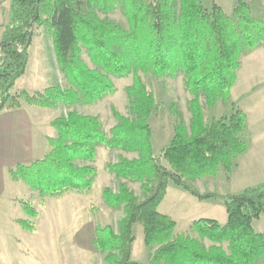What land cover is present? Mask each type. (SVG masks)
Masks as SVG:
<instances>
[{"label":"trees","instance_id":"1","mask_svg":"<svg viewBox=\"0 0 264 264\" xmlns=\"http://www.w3.org/2000/svg\"><path fill=\"white\" fill-rule=\"evenodd\" d=\"M9 23L0 42V116L24 106L56 109L89 106L115 92L110 77L134 76L128 89L134 120L116 114L119 124L109 134L95 117L75 112L54 121L55 137L48 138L50 151L43 160L9 170L14 182L26 184L41 198L92 192L97 170L98 148L138 153L133 161L107 164L109 173L122 180L141 183L145 197L137 201L122 184L115 194L106 189L103 200L112 209L125 206L120 234L113 228L98 230L95 245L108 253L111 264H142L132 261L135 226L141 224L144 244L152 251L148 264H264V233L254 223L264 217V185L236 194H201L191 181L218 176L220 167L230 173L249 149L244 138L248 116L235 104L231 113L207 124L201 103L208 108L228 103L243 68V57L264 47V22L252 16L249 5L240 1L234 18L213 4L211 12L201 0H10ZM96 10L109 14L120 11L130 32L101 20ZM53 42L57 65L70 89L51 87L30 95L14 93L26 73L33 28L42 14ZM87 56L95 67L91 70ZM140 74L155 79L185 78L193 96L189 110L190 130L173 111L176 127L173 138L161 155H156L149 124L156 110L154 94ZM84 165L78 167L76 164ZM172 183L201 202H223L227 222L201 219L192 229L200 240L178 234L177 223L159 211ZM30 218L37 213L26 207ZM23 228L30 230L28 223ZM31 231V230H30ZM33 231V230H32Z\"/></svg>","mask_w":264,"mask_h":264},{"label":"rangeland","instance_id":"2","mask_svg":"<svg viewBox=\"0 0 264 264\" xmlns=\"http://www.w3.org/2000/svg\"><path fill=\"white\" fill-rule=\"evenodd\" d=\"M147 1L152 2L153 0ZM201 1L208 12H211L213 4H217L227 16L233 18L237 4L243 1L249 5L252 16L264 22V0ZM10 5V0H0L2 11L5 16L8 15V23ZM96 15L99 19L112 22L126 32H130L128 20L120 11L105 14L96 10ZM47 20L48 17L43 13L41 20L33 28L34 37L28 67L24 76L18 81L14 93L27 92L30 95H36L51 87H61L63 90H68L71 87L58 68ZM7 24L3 27L5 28ZM84 60L91 70L95 69L87 56H84ZM262 60H264L262 45L244 55L242 62L243 67L245 64V69L242 71V68L238 73V77L239 75L241 77V86L252 85L254 77L260 78V75H264ZM140 76L156 99V110L152 114L149 124L153 130L154 152L156 155H161L163 149L170 144L176 127V119L171 114L172 108L173 111L175 110L181 115L182 122L190 130L192 115L189 105L193 96L186 89L185 78L182 75L166 79H155L145 74H140ZM110 80L115 88L114 94L96 104L76 105L72 108L60 105L56 109H46L52 111L51 114L48 112V116L44 119L47 125L52 121L51 136L57 135L53 128L54 121L61 117H67L72 112L84 117L99 119L109 136H111L110 131L119 124L116 114L133 121L134 116L131 112L128 89L133 86L134 76L122 79L111 76ZM244 93L243 96H240L236 92L228 103L218 102L212 108L206 106L202 97L201 103L206 123L210 124L214 120L229 115L232 104L238 106L239 109L242 106L248 110L251 121L264 117L262 112V110L264 111V89L261 95L262 99L257 95L256 105L253 104L254 96L246 94V89ZM245 136L249 137L248 132ZM138 158V153L98 148L96 162L91 165L97 170V178L92 192L86 196L75 194L43 199L38 193L29 192L31 190L23 183H18L14 188L8 186L7 193L0 199V264H111L108 260V253L100 252L95 245L97 232L100 229L111 227L115 234L119 235L122 221L125 218V206L121 205L117 209L110 208L103 200V193L106 189H110L115 194H119L121 186L124 184L135 199L141 201L145 197V191L141 183H129L119 179L109 173L106 166ZM76 165L81 167L84 164L78 162ZM253 168L258 169L256 175L249 174L248 167H242L232 175L235 168L228 173L223 167H220L218 176H206L200 180L191 181V184L201 194L240 193L264 182V162L256 161ZM8 195L12 196L11 200L7 197ZM26 207L32 208L37 213V217L30 218L25 211ZM159 211L170 216L177 223L176 232L178 234L198 239L206 247H210L212 244L208 240L200 238L197 232L192 229L193 224L201 219L216 220L219 223L225 222L227 219L223 202L217 203L215 200L201 202L172 183L168 186ZM25 222L31 226V231L23 228L21 224ZM254 228L256 232H264V217L254 223ZM135 236L131 259L148 264L152 251L144 244V232L141 224L135 226Z\"/></svg>","mask_w":264,"mask_h":264},{"label":"crops","instance_id":"3","mask_svg":"<svg viewBox=\"0 0 264 264\" xmlns=\"http://www.w3.org/2000/svg\"><path fill=\"white\" fill-rule=\"evenodd\" d=\"M7 23L8 15L5 16L4 12L2 11V6H0V42L2 40V34L4 31L3 25H6ZM262 61L264 62V60ZM244 69L245 64L242 71H244ZM253 81L254 84L252 85L247 84L245 87L243 85L241 86V77L239 75L238 83L232 90V98L236 92H238V95L243 96L246 89V94H252L254 96L253 104L256 105L258 99L256 98L257 95L262 99L261 95L264 89V75H260V78L254 77ZM241 109H243V111H245L248 116L247 132L249 137L246 138V136H244V138L249 142V149L246 154L238 160L237 166L234 169L232 175H234L242 167H248L249 174L256 175L258 169L253 168L254 163H256L258 160L264 162V117H261L259 120L251 121L249 111L244 109L242 106ZM48 112L50 113L52 111L37 107L24 106L22 109L9 110L1 114L0 199L7 193L8 186L14 188V186H16L18 183H22L14 182L10 177L9 170L17 167L18 165L27 166L36 161L43 160L50 151L48 138L52 137V134H50L52 121H50L49 125H47L46 121L44 120L46 116H48ZM262 112L264 114L263 110ZM260 185H264V182ZM29 190L31 189L29 188ZM29 192L37 194L32 190ZM66 195L75 194L71 193ZM7 197H9L11 200L12 196L8 195ZM216 202L219 203L220 201ZM226 222L227 219L225 222H221L220 224H225Z\"/></svg>","mask_w":264,"mask_h":264}]
</instances>
